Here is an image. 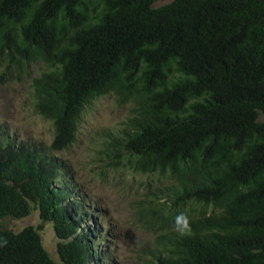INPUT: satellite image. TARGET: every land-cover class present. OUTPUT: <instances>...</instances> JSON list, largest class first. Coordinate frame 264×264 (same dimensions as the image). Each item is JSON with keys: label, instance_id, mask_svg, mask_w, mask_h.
<instances>
[{"label": "trees", "instance_id": "1", "mask_svg": "<svg viewBox=\"0 0 264 264\" xmlns=\"http://www.w3.org/2000/svg\"><path fill=\"white\" fill-rule=\"evenodd\" d=\"M156 1L0 0V85L29 77L52 127L45 146L0 122V218L40 219L0 228V264H57L46 222L60 264H114L99 259L95 209L56 155L108 94L130 109L97 156L156 175L134 199L152 235L136 264H264V0Z\"/></svg>", "mask_w": 264, "mask_h": 264}, {"label": "rangeland", "instance_id": "2", "mask_svg": "<svg viewBox=\"0 0 264 264\" xmlns=\"http://www.w3.org/2000/svg\"><path fill=\"white\" fill-rule=\"evenodd\" d=\"M169 1L157 0L153 6ZM29 86L30 78L27 76L20 81L10 79L0 85V122L16 141L29 140L47 146L52 139V127L50 122L34 112ZM129 109L130 105H118L113 94L92 101L81 115L75 142L67 150L56 153L68 165L73 182L84 197V204L95 209L94 218L102 239L95 241L99 258L104 260L108 255L114 264H136L140 243L152 236L135 221L134 199L142 195L141 184L154 183L156 175L107 168L96 154L102 136L107 130L119 128ZM259 120H264V116ZM119 176L124 177L122 182H119ZM39 224L35 210L23 219L0 218V228L13 232ZM39 232L44 248L60 264L56 253L57 239L51 224L44 223Z\"/></svg>", "mask_w": 264, "mask_h": 264}, {"label": "clouds", "instance_id": "3", "mask_svg": "<svg viewBox=\"0 0 264 264\" xmlns=\"http://www.w3.org/2000/svg\"><path fill=\"white\" fill-rule=\"evenodd\" d=\"M32 211H34V210H32ZM31 211V212H32ZM36 211V210H35ZM38 213V212H37ZM30 215V214H29ZM28 215V216H29ZM94 215H95V213H94ZM94 215L92 216V217H90L89 219H88V222L86 223V224H88L90 227H94L95 229H98L97 231H98V233L100 234V229L98 228V225H97V223L95 222V218H94ZM39 216V215H38ZM27 217V216H26ZM5 218H11V217H5ZM25 218V217H24ZM20 219H23V218H20ZM46 223H48V222H46ZM44 224V223H43ZM26 227H28V226H26ZM34 227V226H33ZM25 228V227H24ZM3 229V228H2ZM22 230V229H21ZM20 230V231H21ZM19 232V231H18ZM40 233V232H39ZM97 237H98V239H96L97 241H99V239L101 238V234L98 236V235H96ZM100 240H102V239H100ZM57 242V241H56ZM96 244V243H95ZM100 259V258H99ZM108 261V259H106L105 260V262H107Z\"/></svg>", "mask_w": 264, "mask_h": 264}]
</instances>
